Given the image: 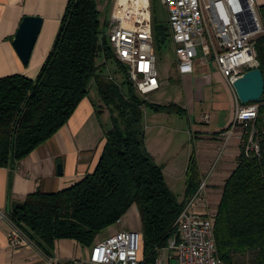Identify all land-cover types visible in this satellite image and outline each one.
I'll use <instances>...</instances> for the list:
<instances>
[{
  "label": "trees",
  "instance_id": "trees-1",
  "mask_svg": "<svg viewBox=\"0 0 264 264\" xmlns=\"http://www.w3.org/2000/svg\"><path fill=\"white\" fill-rule=\"evenodd\" d=\"M258 15L263 34L255 41V51L257 69L264 78V5L258 7ZM106 28L107 24L101 28L97 0H69L38 76L0 78V168H12L60 131L88 97L93 82L111 122L92 173L59 192L29 194L5 213L47 259H53L57 241L72 240L90 249L103 231L135 205L142 223L141 264H155L156 249L173 235L185 201L179 202L171 192L162 166L146 149L144 111L182 109L175 104H152L137 94L125 67L115 60L107 38L102 37ZM152 33L154 48L171 43L168 23L158 25L152 18ZM109 63L123 74L122 84L105 75ZM262 98L253 124L259 150L240 147L215 216L216 250L224 264H236V256L246 254L252 264H264V94ZM246 131L241 138L244 145L252 128ZM198 180L193 153L185 199L195 192Z\"/></svg>",
  "mask_w": 264,
  "mask_h": 264
},
{
  "label": "built area",
  "instance_id": "built-area-1",
  "mask_svg": "<svg viewBox=\"0 0 264 264\" xmlns=\"http://www.w3.org/2000/svg\"><path fill=\"white\" fill-rule=\"evenodd\" d=\"M168 12V28L180 75L194 72L195 60L212 62L235 98L233 120L220 133L224 147L237 128L251 127L246 151L259 147L253 140L258 104L240 105L234 83L247 71L256 69L255 41L263 34L255 0H161ZM107 38L115 60L125 67L137 94L149 95L160 89L152 33L151 0H113ZM110 81H116L109 75ZM117 83V81H116ZM208 120V116H204ZM251 146L249 149L248 146ZM203 177L184 202L165 246L157 248L155 264L172 259L178 264H224L217 255L214 235L216 213L207 203L208 177ZM0 217L10 224L8 244L14 250L36 248L6 213ZM142 234L119 231L90 248L87 264H141ZM176 252V256L172 254ZM167 253H170L167 256ZM47 259V258H46ZM56 264L53 259H47ZM169 263V262H168Z\"/></svg>",
  "mask_w": 264,
  "mask_h": 264
},
{
  "label": "crops",
  "instance_id": "crops-1",
  "mask_svg": "<svg viewBox=\"0 0 264 264\" xmlns=\"http://www.w3.org/2000/svg\"><path fill=\"white\" fill-rule=\"evenodd\" d=\"M68 1L0 0V78L24 75L27 78L35 79L38 76L52 49ZM257 1L258 7L264 5V0ZM25 17H39L42 19L41 31L27 65L21 62L12 46L16 32ZM205 67H207V70L213 68L217 73L212 62L206 64ZM170 69L174 72L170 79L182 88V99H184L186 107L193 110L195 105L201 104L204 99L202 87L210 82V77H207L208 72L201 76L197 73L198 69L195 66L193 74L180 75L176 56L174 65ZM106 70L107 68L105 69V75L109 76ZM159 81L161 86L160 78ZM146 115L149 114L145 110L144 121ZM231 123L232 119L230 117V119L224 121L225 125L221 126L213 135L199 133L190 136L192 142L200 144L199 150L194 153L199 170L198 182L208 173L210 165L216 160L220 145L224 146V138L220 136V133L226 130ZM110 127L109 111L102 108V102L93 82L88 97L79 104L74 114L60 131L38 147L29 157L12 168H0V212L5 213L8 207L23 202L29 194L37 191L44 193L59 192L71 187L92 173L104 147V134ZM238 129L240 128L235 130L225 146L226 148L236 149L234 154L232 156L224 155L217 172L209 182L207 201L210 197L214 198L218 192L220 194L217 205L220 202L224 183L234 171L236 158L240 153L241 137L237 132ZM167 132L157 129L149 139L145 126L146 149L156 164L162 166L163 173L166 169L174 170L176 168L175 159L171 158L164 161L162 158L172 143L171 140H168L170 136ZM160 144L167 145L165 152L164 149L157 146ZM176 152L179 153L180 148H177ZM184 161L186 183L190 156L187 155ZM58 165L62 167V174H58ZM116 225L117 229L112 231L110 235L126 230L121 220ZM9 232L10 224L0 217V264H51L37 248H23L20 250L11 248L8 244ZM96 242L99 241L96 239ZM89 252L90 249L83 248L75 241L60 240L54 246V261L56 264L71 261L85 262L89 258Z\"/></svg>",
  "mask_w": 264,
  "mask_h": 264
},
{
  "label": "rangeland",
  "instance_id": "rangeland-1",
  "mask_svg": "<svg viewBox=\"0 0 264 264\" xmlns=\"http://www.w3.org/2000/svg\"><path fill=\"white\" fill-rule=\"evenodd\" d=\"M256 6L258 7V1L255 0ZM98 10H99V21L101 28L103 29L105 25L109 22L113 0H97ZM151 11L153 21L158 25H167L168 22V12L165 5L161 0H151ZM156 58H157V70L159 73V78L161 79V88L146 96H141L143 99H146L149 103L158 104V105H170L177 103L178 107L182 111H171L163 113H154L150 110L148 116L146 115V120H143V127L147 131V136L150 139L152 133L157 129L165 130L170 138L172 143L170 144L168 151L163 155V160L168 161L171 158L175 159L176 168L174 170H165L164 178L173 194L176 196L179 202L185 200V161L187 155L191 157L193 153H196L200 148L199 143L192 142L190 136L198 135L199 133H208L213 135L221 126H224V121L227 119L233 120V112L235 108V98L231 90L226 86L221 77L213 70V68L205 67L206 64H203L198 58L195 60V66L198 69V74L203 76L208 72L207 77H210V82L208 85L202 87L204 99L201 104H196L195 107L189 109L186 107L184 99H182L183 92L182 88L177 85L174 80L170 79L173 76V70L170 69L174 65L175 54L173 44L161 46V49L156 47ZM159 49V50H158ZM106 73L111 75L116 79L117 83L120 85L124 81L123 74L117 72L118 68L115 64H107ZM218 75V76H217ZM241 105V104H240ZM157 115V117H155ZM208 116V120H204L203 116ZM240 137L242 138L247 131L244 129H238ZM146 138V137H145ZM255 142V141H254ZM160 149L166 151V144L157 145ZM244 145L242 139L240 140L239 149ZM180 148V152L177 153L176 149ZM250 149L251 146L249 145ZM236 149L232 147H224L220 145V150L216 156V160L213 164L210 165L209 171L211 174L208 177V183L212 176L217 172L219 165L223 161L224 155H233ZM231 151V152H230ZM230 152V153H229ZM184 153V154H183ZM208 171V172H209ZM207 175V174H206ZM205 175V176H206ZM204 176V177H205ZM220 193H216L214 198H211L207 201L209 208L212 212H217V201ZM122 225L126 230L124 231H142V223L140 220L139 213L135 205H133L127 213L121 219ZM117 229V225L103 231L98 237L97 241L104 240L113 234L110 235L112 231ZM119 232V231H118ZM115 234V233H114ZM109 235V236H108ZM170 253H167V256ZM176 256V252H172ZM252 258L250 254L245 256L237 255L235 258L236 264H252ZM169 262V263H168ZM166 264H178L177 260L172 259Z\"/></svg>",
  "mask_w": 264,
  "mask_h": 264
},
{
  "label": "water",
  "instance_id": "water-1",
  "mask_svg": "<svg viewBox=\"0 0 264 264\" xmlns=\"http://www.w3.org/2000/svg\"><path fill=\"white\" fill-rule=\"evenodd\" d=\"M42 27L39 17H25L12 41V46L24 65L29 63L32 51ZM234 90L242 106L260 104L264 94V78L259 69L245 72L235 83ZM58 165V174H62Z\"/></svg>",
  "mask_w": 264,
  "mask_h": 264
},
{
  "label": "bare ground",
  "instance_id": "bare-ground-1",
  "mask_svg": "<svg viewBox=\"0 0 264 264\" xmlns=\"http://www.w3.org/2000/svg\"><path fill=\"white\" fill-rule=\"evenodd\" d=\"M122 1H124V0H122Z\"/></svg>",
  "mask_w": 264,
  "mask_h": 264
}]
</instances>
